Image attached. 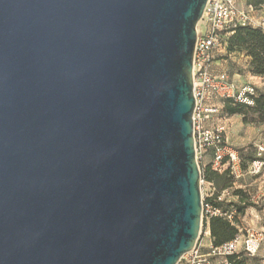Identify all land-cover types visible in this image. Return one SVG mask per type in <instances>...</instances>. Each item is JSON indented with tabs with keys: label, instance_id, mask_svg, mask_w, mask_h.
I'll use <instances>...</instances> for the list:
<instances>
[{
	"label": "water",
	"instance_id": "water-1",
	"mask_svg": "<svg viewBox=\"0 0 264 264\" xmlns=\"http://www.w3.org/2000/svg\"><path fill=\"white\" fill-rule=\"evenodd\" d=\"M206 2L0 0V264H179L192 250Z\"/></svg>",
	"mask_w": 264,
	"mask_h": 264
},
{
	"label": "built area",
	"instance_id": "built-area-1",
	"mask_svg": "<svg viewBox=\"0 0 264 264\" xmlns=\"http://www.w3.org/2000/svg\"><path fill=\"white\" fill-rule=\"evenodd\" d=\"M200 22H203L204 27L200 31L197 29L192 59L195 100L192 136L195 159L199 164L209 156L205 166H210L216 173L228 171L234 174L239 170L238 153L227 143L225 127L222 124L216 123L213 127H207L213 117L222 113L221 107L209 105L208 101L211 98H220L250 104L249 96L255 93L254 87L245 85L238 89L227 73L212 72L214 62L220 57L216 53L226 50L227 40L233 34L232 30L237 26L248 25V17L237 9L235 0H207ZM226 192L224 191L217 199L221 201ZM202 214L206 222L211 217H223L233 224L232 213L214 209L209 204L203 203ZM204 235L208 239L207 251H203L205 245L199 236L192 250L185 254L179 263L228 264L227 258L240 252L248 257H255L261 244L257 235L249 234L243 241L236 236L232 241L215 247L208 230Z\"/></svg>",
	"mask_w": 264,
	"mask_h": 264
},
{
	"label": "rangeland",
	"instance_id": "rangeland-1",
	"mask_svg": "<svg viewBox=\"0 0 264 264\" xmlns=\"http://www.w3.org/2000/svg\"><path fill=\"white\" fill-rule=\"evenodd\" d=\"M236 7L239 11L243 12L248 17V25L252 27H259L264 31V6L249 9L244 0H237ZM204 27L203 22H199L197 29L202 30ZM220 55H227V50H224ZM217 59H226V56H220ZM243 58H238L235 63H239L242 71ZM240 61V62H239ZM218 65V64H217ZM219 67V66H217ZM230 61L227 62L225 73H227L233 82L234 71H231ZM239 77L235 78L234 85L236 88L241 89L242 86L249 85L254 87L255 94L264 93V80L259 77L245 73H237ZM237 82L240 85L237 86ZM239 84V83H238ZM224 99L211 98L208 102L209 105H217L223 108ZM220 123L225 127V139L227 143L237 151L239 156V170L231 174L230 172L226 178L219 181V186L208 183L202 178V170L208 163L209 156L205 161L199 162L198 166L201 173L200 189L202 200L214 197L218 193V197L224 192L225 195L222 200L217 201L222 203V207L228 211H234L233 205L240 204L245 201V208L241 214H238L236 219L233 220V225L238 229L237 236L240 241H243L247 235L255 234L261 240L260 248L255 257L250 258V264H264V124L251 125L244 124L242 118L238 115L228 116L223 110L222 113L213 117V120L207 124V127H213L214 124ZM224 173V172H223ZM223 173H218L222 175ZM230 182L231 187L221 190L224 182ZM241 191L240 195L236 192ZM236 213V212H234ZM204 221L205 216L202 214V227L200 240L205 244L204 240ZM206 252V251H204Z\"/></svg>",
	"mask_w": 264,
	"mask_h": 264
},
{
	"label": "trees",
	"instance_id": "trees-1",
	"mask_svg": "<svg viewBox=\"0 0 264 264\" xmlns=\"http://www.w3.org/2000/svg\"><path fill=\"white\" fill-rule=\"evenodd\" d=\"M247 3L255 8L264 6V0H247ZM232 32L233 34L227 40V54H244L249 58L250 74L264 80V31L259 27L245 25L235 27ZM249 101L250 104L224 99L222 110L228 116H240L244 124H264V93H258L257 95L254 93L249 96ZM202 172L203 180L217 187L219 181L226 178L229 173L225 171L220 175L212 171L208 165L203 168ZM229 187H231V183L225 181L221 190ZM219 194L204 199L203 203L209 204L214 209L232 213L233 220H235L237 215L244 211L245 201H241L243 205H233L234 211H228L222 207L221 202L217 201ZM236 194L240 195L241 191H237ZM204 229L208 230L215 247L232 241L238 234L237 227L223 217H211L208 222L204 221ZM227 260L228 264H250L249 257L242 252L229 256Z\"/></svg>",
	"mask_w": 264,
	"mask_h": 264
},
{
	"label": "crops",
	"instance_id": "crops-1",
	"mask_svg": "<svg viewBox=\"0 0 264 264\" xmlns=\"http://www.w3.org/2000/svg\"><path fill=\"white\" fill-rule=\"evenodd\" d=\"M236 1L237 0H235V2ZM244 1L246 3L247 7L252 10L253 6L249 5L247 3V0H244ZM222 53L223 52H218V53H216V55L217 56H226V59H218V60H216L214 62L213 66H212V72L213 73L217 74V73L224 72L225 71V67H227V62L230 61V66H232L231 71L232 72L234 71V73H235L234 76H233V79H232L233 82H234L235 78L239 77V75H237V73L242 74V73L247 72L251 76V74L249 72V58L248 57H246L244 54H241V53H233V54H227V55H220ZM237 57L238 58H241V59L243 58V60H241V61L243 62V65H244L243 68L245 69V71H242L241 70V68L238 65L239 63H235V60L237 59ZM217 66H219V67H217ZM252 78H256V77H252ZM260 80H261V78H260ZM236 85L239 86L240 85V82H237ZM204 241H205V244H204L205 245V248L203 249V251H207L206 250V247H208V239L207 240H204ZM179 264H185V263H179Z\"/></svg>",
	"mask_w": 264,
	"mask_h": 264
}]
</instances>
